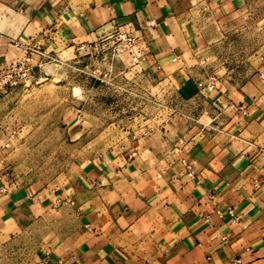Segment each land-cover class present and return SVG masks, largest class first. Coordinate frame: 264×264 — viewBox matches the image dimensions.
<instances>
[{"label":"crops","instance_id":"1","mask_svg":"<svg viewBox=\"0 0 264 264\" xmlns=\"http://www.w3.org/2000/svg\"><path fill=\"white\" fill-rule=\"evenodd\" d=\"M263 10V0H0V71L39 49L90 52L118 26L147 53L145 76L173 91L63 185L0 178V264H264ZM85 116L71 130L87 133Z\"/></svg>","mask_w":264,"mask_h":264},{"label":"rangeland","instance_id":"2","mask_svg":"<svg viewBox=\"0 0 264 264\" xmlns=\"http://www.w3.org/2000/svg\"><path fill=\"white\" fill-rule=\"evenodd\" d=\"M28 56L27 77L0 79V178L32 191L63 185L80 161L124 140L129 120L153 110L159 94H173L118 43L70 58ZM76 115H86L87 133L71 130Z\"/></svg>","mask_w":264,"mask_h":264},{"label":"built area","instance_id":"3","mask_svg":"<svg viewBox=\"0 0 264 264\" xmlns=\"http://www.w3.org/2000/svg\"><path fill=\"white\" fill-rule=\"evenodd\" d=\"M109 42L118 43L126 49L135 64H139L148 59L147 53L138 42V38L131 32L121 30L118 26H114V28L108 33L104 43ZM83 46L87 47L89 44H83ZM30 59V56H26L22 59L15 60L6 69L0 71V79H2L1 82L14 84L21 78L27 77L30 70ZM261 74L264 77V72ZM207 87L210 89H214L216 87V77H213L212 81L207 83ZM229 212L233 216L235 215L233 208H230Z\"/></svg>","mask_w":264,"mask_h":264}]
</instances>
